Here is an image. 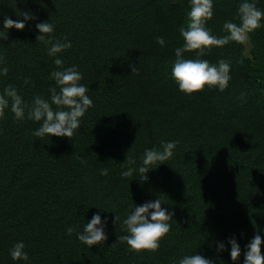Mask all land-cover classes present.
Returning a JSON list of instances; mask_svg holds the SVG:
<instances>
[{"label": "trees", "instance_id": "16d2710c", "mask_svg": "<svg viewBox=\"0 0 264 264\" xmlns=\"http://www.w3.org/2000/svg\"><path fill=\"white\" fill-rule=\"evenodd\" d=\"M240 2L214 0L206 24L213 35H226V21L239 23ZM254 2L264 10V0ZM189 10V0H0V26L5 16L35 17L23 30L0 27L8 68L0 92L11 84L28 103L50 98L49 73L58 66L35 28L48 20L53 42H72L57 55L64 67L78 66L93 101L72 138L35 137L40 122L16 120L10 110L0 118V264H178L200 246L215 264H232L214 241L236 234L243 248L256 232L264 237V26L247 33L249 41L199 57L230 62L224 91L205 86L186 94L170 70ZM183 55L197 58L196 51ZM168 141L176 142L172 157L143 180L138 172L121 175L138 169L146 149ZM158 197L174 212L169 232L155 251L129 250L118 240L126 234L121 221L135 202ZM97 207L109 218L108 239L89 248L76 233ZM115 213L120 219L113 223ZM18 241L28 261L11 258Z\"/></svg>", "mask_w": 264, "mask_h": 264}, {"label": "clouds", "instance_id": "9594fccd", "mask_svg": "<svg viewBox=\"0 0 264 264\" xmlns=\"http://www.w3.org/2000/svg\"><path fill=\"white\" fill-rule=\"evenodd\" d=\"M189 6L187 27H181L179 30L184 43L175 49V60L172 61L170 70L171 78L178 86V90L186 94L201 91L205 86L224 91L231 80L230 62L221 59L216 63H211L199 57L204 56L206 50L212 47H223L230 41L244 43L247 33L264 26V10L258 8L254 0H241L237 9L239 23L226 21L223 25L226 35L216 36L212 34L211 29L206 27L207 21L211 20L214 15V0H189ZM27 13L28 11H25L23 19L14 20L10 16H5L0 27L7 30L12 28L23 30L29 20L35 19ZM35 28L37 29L36 40L51 44L47 52L49 56L55 57L53 62L58 66L49 73V79L54 81L53 86L49 88L50 98L45 99L36 95L31 103H28L19 94L17 88L9 84L0 92V118L5 115L6 110H10L16 120H24L27 116L28 119L40 122V126L33 132L35 137L72 138L75 131L81 127V118L93 106L92 99L87 95L88 86L81 83L83 74L78 70V66L64 67L63 59L57 55L71 48L72 42L67 38L64 42L59 40L53 42L49 34L54 32V25L48 20L36 23ZM6 36L7 34L0 33V38H6ZM157 43L163 46L164 38L157 37ZM186 51H196L197 58H185L183 54ZM129 68L131 72L138 70L131 63ZM7 73L8 68L4 66V58L0 56V76H5ZM28 82L26 79L25 83ZM175 144V141L162 142L159 149H146L138 169L128 167L122 171L121 175L129 177L133 176L134 172H138L137 175L143 180L144 174L147 175L150 170L157 168L172 157ZM125 161L128 164H135V160L129 157ZM157 164L158 166H155ZM100 174L107 176L108 169H101ZM164 202L166 201L158 197L131 205V211L121 221L126 234L119 236L118 240L126 243L132 251L157 250L161 238L169 232L171 228L169 221L174 216V212L162 206ZM97 208L99 211L87 220L82 231L76 233V238L89 248L108 239L106 228L109 218L102 217L105 211ZM87 211L88 209L85 212ZM119 219L115 213L113 223ZM73 231L72 227L67 229L69 235ZM213 243L217 254L228 252L232 264H241V256H243L242 264H264V252L261 250L264 237L260 232H256L243 248L236 234L228 237L226 242L217 240ZM213 243H210L209 247H212ZM24 249L23 241L15 243L10 250L11 258L28 261L29 255ZM178 264H215V261L203 255L200 246L197 252L180 257Z\"/></svg>", "mask_w": 264, "mask_h": 264}, {"label": "rangeland", "instance_id": "374dc122", "mask_svg": "<svg viewBox=\"0 0 264 264\" xmlns=\"http://www.w3.org/2000/svg\"><path fill=\"white\" fill-rule=\"evenodd\" d=\"M256 52H257V49L254 50V49L252 48V50H251V55H254V56L256 57Z\"/></svg>", "mask_w": 264, "mask_h": 264}, {"label": "water", "instance_id": "95a60500", "mask_svg": "<svg viewBox=\"0 0 264 264\" xmlns=\"http://www.w3.org/2000/svg\"><path fill=\"white\" fill-rule=\"evenodd\" d=\"M247 41H249L248 39H246Z\"/></svg>", "mask_w": 264, "mask_h": 264}]
</instances>
